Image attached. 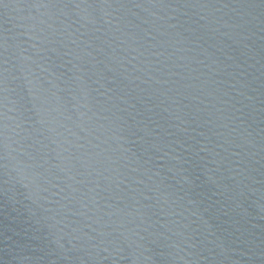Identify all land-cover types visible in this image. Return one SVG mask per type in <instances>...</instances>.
<instances>
[{"label":"water","instance_id":"obj_1","mask_svg":"<svg viewBox=\"0 0 264 264\" xmlns=\"http://www.w3.org/2000/svg\"><path fill=\"white\" fill-rule=\"evenodd\" d=\"M0 264H264V0H0Z\"/></svg>","mask_w":264,"mask_h":264}]
</instances>
